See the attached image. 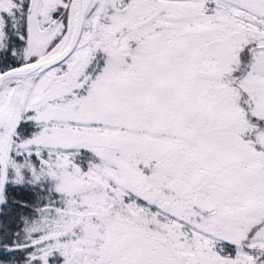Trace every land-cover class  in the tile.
I'll return each mask as SVG.
<instances>
[{"label":"rangeland","instance_id":"obj_1","mask_svg":"<svg viewBox=\"0 0 264 264\" xmlns=\"http://www.w3.org/2000/svg\"><path fill=\"white\" fill-rule=\"evenodd\" d=\"M163 1L158 18L157 0H133L140 13L119 43L144 44L161 24L223 25L227 35L210 37L205 47V39L196 41V49L160 47L153 57L105 51L101 79L92 59L86 65L85 52L76 51L0 91V140L14 130L0 216L8 212L6 198L19 192L26 199L18 209H27L4 241L0 221V264H264V122L257 116H264V61L252 50L264 0ZM61 2L0 0V75L58 51L48 39ZM172 6L177 12L169 16ZM14 9H30L28 35L7 26L15 24ZM131 70L159 77L160 98L131 105L94 98L97 78L112 86L115 76L113 87L124 90L120 82ZM12 94H25L23 112ZM98 116L104 125L90 123ZM195 173L203 175L199 188L176 195L174 179ZM139 189L143 202L130 194ZM197 193L211 213L193 205Z\"/></svg>","mask_w":264,"mask_h":264},{"label":"flooded vegetation","instance_id":"obj_2","mask_svg":"<svg viewBox=\"0 0 264 264\" xmlns=\"http://www.w3.org/2000/svg\"><path fill=\"white\" fill-rule=\"evenodd\" d=\"M63 5L65 4L64 8H67V4L72 0H61ZM89 0L84 12H83V20H82V31L78 40V43L76 45V48L74 49L72 55L74 52L82 51L80 54L83 56V52H85V64L89 65V61L92 59L91 64L96 66V70H93L94 75L95 72L97 73V77L101 74L98 73L102 68H105V63L107 55L105 56V51L118 53L122 50H127L129 52V55L132 57L134 53L136 54H143V51H146V55L153 57L155 52L160 47H171L174 51H178L180 47L185 48V46H188L190 49H196V41H200L202 39H205V46L212 45L210 37L212 36H226L227 32L223 25L221 26H204L203 28L197 30V29H189V30H182L180 27H166L165 24H161V29H156V34H150L145 36L144 42H149L150 44L145 45L144 44H133L131 39H128V43L123 46L122 43H119V39L122 37V34L126 35L127 32L132 28V22L134 17V12H137L138 10L134 11L133 6V0ZM157 13L158 18H163L165 14V4L163 0H157ZM21 2V1H20ZM19 2V3H20ZM208 3V2H207ZM207 8V7H206ZM141 10V9H140ZM139 12V11H138ZM177 12L176 6L171 7V11L168 13L169 16H172ZM140 13V12H139ZM202 14H208L206 9H203L201 12ZM62 18L64 20V24L69 25L70 22V15L68 12H62L61 13ZM256 17L261 20L262 22L258 23L256 36L253 37V52L256 54V61L258 63H261L264 61V33L262 32V29L264 28V12L259 13L256 15ZM68 27V26H67ZM213 27H218L221 29L220 33H213L208 35L207 30L212 29ZM169 38V39H167ZM126 39V38H124ZM207 39V40H206ZM244 38L241 39L243 41ZM170 41V43H169ZM156 42V43H154ZM184 42V43H182ZM143 43V42H142ZM134 47V48H133ZM140 47V48H139ZM202 47V48H203ZM245 47V44L244 46ZM133 48V49H132ZM143 50V51H142ZM120 56V55H119ZM88 57L89 59H86ZM158 62V59H156ZM79 60L76 59L72 62V65L68 66V69L62 74L63 77L71 76V73L76 65L78 64ZM148 65H153L150 62H147ZM84 64V65H85ZM90 64V65H91ZM115 66H119L118 64H113L112 67L115 68ZM90 67V66H89ZM117 71L116 69H114ZM125 77L121 80L120 85L124 86L120 88L119 91H116V89L119 87H113L116 84V78L113 77V84L107 85V82L104 79L103 81H98V78L101 79V77H98L95 81V93L94 95L96 99H103L105 97H102V95L106 97H111L112 99L117 101L118 100H125L128 102L129 105L132 104L133 100H147V99H159V95L157 93L160 91V89L163 87V82L160 81L159 77H146L140 78L138 75H133V71L124 72ZM61 75V76H62ZM81 75V71L77 76ZM78 78H81L78 77ZM156 78V79H154ZM103 79V77H102ZM113 88V89H112ZM165 89V88H164ZM114 90V91H113ZM11 97L18 99V107L20 109V112H23L24 110V101L26 99L25 94H12ZM101 101V100H100ZM22 103V106L20 105ZM120 106V105H119ZM121 108H124V111L126 115L128 114L127 111L129 110L125 106H120ZM102 111V109H100ZM259 118V121L264 122V116L257 115ZM105 118L103 116H98L97 118H93L90 123L94 125L102 126ZM13 133V130H9V133L7 135L8 139ZM91 138V137H89ZM87 138L85 141H90V139ZM45 146V145H43ZM59 147L64 146V144L58 145ZM48 149H54L55 145H48ZM109 178H112V176H108ZM187 179H182V181H186ZM135 193L138 197H143L141 190L137 191H130V194ZM134 196V195H133ZM243 239H246L243 238Z\"/></svg>","mask_w":264,"mask_h":264},{"label":"water","instance_id":"obj_3","mask_svg":"<svg viewBox=\"0 0 264 264\" xmlns=\"http://www.w3.org/2000/svg\"><path fill=\"white\" fill-rule=\"evenodd\" d=\"M81 14H82V0H75V23L74 28L71 34L70 44L64 51L61 52L55 58L48 59L46 61L40 62L36 65L17 69L10 71L0 77V88L10 80L17 79V78H24L31 76L36 73L44 72L62 61H64L71 51L73 50L75 43L78 39L80 29H81ZM200 182V178H193L189 181V185L191 188H195L198 186ZM6 183V166L4 164V142L0 143V195L4 189ZM173 190L180 194L181 196H186L190 189L188 186L182 185L179 182H174L172 185ZM194 204L204 212H211L212 208L209 206L208 202L203 199L201 196H196L194 200Z\"/></svg>","mask_w":264,"mask_h":264},{"label":"trees","instance_id":"obj_4","mask_svg":"<svg viewBox=\"0 0 264 264\" xmlns=\"http://www.w3.org/2000/svg\"><path fill=\"white\" fill-rule=\"evenodd\" d=\"M58 22L60 23V31L62 33L65 32V24L64 21L62 19L58 20ZM21 30L24 32V25L21 26ZM25 33V32H24ZM60 33V32H59ZM62 34L60 33L58 35V37H60ZM22 36H24V34H22ZM17 67V66H16ZM26 199V195L24 194V192H19L17 195L15 196H10L6 198V203L7 206H9L8 212L5 216H0V221L4 227V234H2L1 238L3 240V238L6 236L7 238L9 236H11L10 234V228H12V223L13 225L18 221V216L19 217H23L24 216V212L26 214V210L23 209H18V205L20 202H24ZM17 202V203H16ZM4 241V240H3ZM8 243V241H6V244Z\"/></svg>","mask_w":264,"mask_h":264},{"label":"bare ground","instance_id":"obj_5","mask_svg":"<svg viewBox=\"0 0 264 264\" xmlns=\"http://www.w3.org/2000/svg\"><path fill=\"white\" fill-rule=\"evenodd\" d=\"M72 1H74V0H72ZM86 1L89 2V0H82V6L84 5V2H86ZM82 11H84V10L82 9ZM65 12H68L69 15L70 14H74L75 13V4L72 5V6H70V8L68 10H66ZM71 30H72V25L70 27L69 35L71 34ZM66 32L68 33L67 30H66ZM64 47H65L64 44L62 46H60L58 48V51L56 53H59L62 50V48H64Z\"/></svg>","mask_w":264,"mask_h":264}]
</instances>
